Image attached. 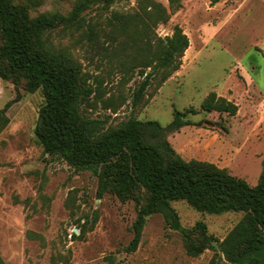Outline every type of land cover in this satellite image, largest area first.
Returning <instances> with one entry per match:
<instances>
[{"label":"rangeland","instance_id":"obj_1","mask_svg":"<svg viewBox=\"0 0 264 264\" xmlns=\"http://www.w3.org/2000/svg\"><path fill=\"white\" fill-rule=\"evenodd\" d=\"M143 1L93 8L85 17L92 25L106 24L111 12L142 13ZM152 1L170 16L153 28L156 37L165 39L180 26L190 48L180 70L164 83L157 74L137 105L144 80L139 58L108 57V40L90 42L82 31L49 35L56 50L73 56L86 86L94 89L82 114L107 130L131 119L167 126L176 110H194L198 113H187L186 119L195 125L168 135L176 152L186 161L213 163L257 186L264 172V0H183L180 9L171 8L170 0ZM76 2L45 0L31 15H68ZM212 92L235 103L237 114L203 112L201 105ZM44 104L41 92L30 94L0 79V110L7 108L8 119L0 134V256L6 264H207L214 257L211 249L197 258L188 256L181 234L160 214L148 218L140 244L131 252L140 205L110 193L99 196L96 175L44 153L35 136ZM173 207L184 227L204 222L219 241L244 216L200 213L184 201Z\"/></svg>","mask_w":264,"mask_h":264},{"label":"trees","instance_id":"obj_2","mask_svg":"<svg viewBox=\"0 0 264 264\" xmlns=\"http://www.w3.org/2000/svg\"><path fill=\"white\" fill-rule=\"evenodd\" d=\"M119 1L123 0H77L68 15L55 12L32 17V10L41 7L45 0H0V79L16 88L23 86L30 94L42 93L45 104L35 136L46 155L96 175L100 181L99 196L110 193L122 202L134 200L140 205L133 225L131 252L137 250L148 218L160 214L170 229L181 234L192 258L211 249L215 255L207 264H264V172L257 186L252 187L213 163L184 160L168 140L169 134L195 125L186 117L187 113L198 112L176 110L167 126L131 119L107 130L82 114V105L94 89L86 86L73 56L66 50H56L49 40L51 33L82 31L84 38L93 43L101 37L107 39L108 57L129 56L133 61L139 58L144 80L135 105L157 74L161 73L160 83H164L180 70L182 58L190 48V39L180 26L165 39L156 37L153 28L167 23L170 16L162 4L152 0L142 2V13L111 12L106 24L96 26L87 21L88 11L110 10ZM181 1L170 0L171 8H182ZM149 68L153 71L147 73ZM201 110L233 117L239 108L212 92ZM6 112L7 108L0 110V134L8 124ZM179 201L200 213L233 212L244 216L219 241L208 233L204 222L184 227L173 207ZM213 242L219 244V249ZM0 264H6L1 256Z\"/></svg>","mask_w":264,"mask_h":264},{"label":"water","instance_id":"obj_3","mask_svg":"<svg viewBox=\"0 0 264 264\" xmlns=\"http://www.w3.org/2000/svg\"><path fill=\"white\" fill-rule=\"evenodd\" d=\"M219 249V247H217Z\"/></svg>","mask_w":264,"mask_h":264}]
</instances>
